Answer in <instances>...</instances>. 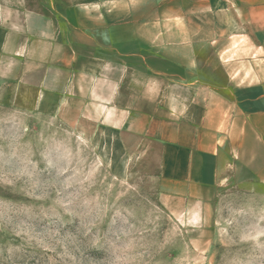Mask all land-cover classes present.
<instances>
[{"label": "crops", "instance_id": "0c3cea01", "mask_svg": "<svg viewBox=\"0 0 264 264\" xmlns=\"http://www.w3.org/2000/svg\"><path fill=\"white\" fill-rule=\"evenodd\" d=\"M9 86L134 135L205 228L227 175L264 186V0H0Z\"/></svg>", "mask_w": 264, "mask_h": 264}, {"label": "rangeland", "instance_id": "374dc122", "mask_svg": "<svg viewBox=\"0 0 264 264\" xmlns=\"http://www.w3.org/2000/svg\"><path fill=\"white\" fill-rule=\"evenodd\" d=\"M80 107L0 92V264H264V186L229 174L212 228L159 189V158Z\"/></svg>", "mask_w": 264, "mask_h": 264}]
</instances>
